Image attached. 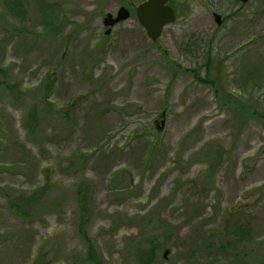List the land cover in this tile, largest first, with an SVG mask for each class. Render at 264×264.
Masks as SVG:
<instances>
[{"label": "rangeland", "instance_id": "1", "mask_svg": "<svg viewBox=\"0 0 264 264\" xmlns=\"http://www.w3.org/2000/svg\"><path fill=\"white\" fill-rule=\"evenodd\" d=\"M143 1L0 0V264H81L83 182L102 264H264V0H171L156 41Z\"/></svg>", "mask_w": 264, "mask_h": 264}, {"label": "trees", "instance_id": "2", "mask_svg": "<svg viewBox=\"0 0 264 264\" xmlns=\"http://www.w3.org/2000/svg\"><path fill=\"white\" fill-rule=\"evenodd\" d=\"M5 3L7 4V7L11 10V11H16V10H21V6L22 3L20 2V0H4ZM0 50H1V46H0ZM0 73H3V69L2 67H0ZM204 81L208 82V79H205ZM210 83V82H208ZM46 90L48 93H46V99H49L51 94H52V90H53V85L51 83L46 84L45 85ZM74 101H71L68 104V112L69 113L71 111V109L74 108ZM36 114V110L32 109V112L28 113V117H29V126L33 129L34 126L36 125L37 121L35 120V115ZM82 162L85 161V156H81ZM50 185V181L46 180L45 186L40 188L35 196L33 198L36 199L37 197H39L42 193H44V191L49 187ZM80 189L78 191H76V198L78 199L79 202V212L77 214V220L75 223V229L76 231L79 233V235L83 238V240L86 242V244L88 245V249L86 254H84L83 256L80 257V262L81 264H102L101 263V259H99V256L96 254V246H95V242L93 240V238L91 237L88 227L90 224V219L92 218V187H91V183L89 182H83L82 185L79 187ZM29 204L31 201L28 199L23 200V203ZM234 235H236V237L234 238L235 243H240V242H246V239H249L250 236V229L245 226L244 224H237L234 228ZM159 246V244H152V246L150 248H147L145 250H138V254H139V260L137 259L139 264H153L156 260V249ZM244 247V246H243ZM242 247V249L240 251H237L238 254V258L242 259V261L244 262V255H245V249Z\"/></svg>", "mask_w": 264, "mask_h": 264}, {"label": "water", "instance_id": "3", "mask_svg": "<svg viewBox=\"0 0 264 264\" xmlns=\"http://www.w3.org/2000/svg\"><path fill=\"white\" fill-rule=\"evenodd\" d=\"M171 0H145L136 7V15L140 24L146 30L147 35L153 41L161 37L163 29L166 25L173 23L176 20V14L171 5ZM246 3L250 0H238ZM130 11L122 6L118 10L116 16L107 13L103 22L104 25L109 27L106 34L111 32V27L119 22L129 18ZM217 24L222 23L221 15L214 13ZM169 250H165L164 256H167Z\"/></svg>", "mask_w": 264, "mask_h": 264}]
</instances>
